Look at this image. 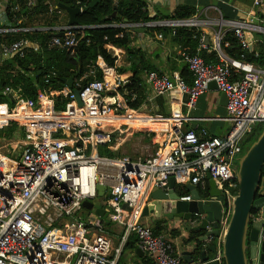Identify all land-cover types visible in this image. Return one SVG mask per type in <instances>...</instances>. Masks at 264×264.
<instances>
[{
	"label": "built area",
	"instance_id": "2783aa9c",
	"mask_svg": "<svg viewBox=\"0 0 264 264\" xmlns=\"http://www.w3.org/2000/svg\"><path fill=\"white\" fill-rule=\"evenodd\" d=\"M8 1L7 12L12 20L8 26H0V65L45 47L74 53L86 36L87 27L79 24L55 29L26 25L40 0ZM253 2L259 15L264 16V0ZM77 7L80 13L84 11L80 1ZM63 10L58 7L56 12L60 14ZM205 22L219 25L213 33L218 62H206L199 53L183 50L181 56L191 73V84L182 75L172 78L154 70L147 72L146 81L153 96L175 89L188 95L189 106H194L198 97L215 81L228 98L230 128L222 136L208 137L206 130L200 135L192 129H184L179 112L173 113V117L151 115L148 117L152 122L166 127L161 151L137 158L123 153L100 155L99 146L111 149L116 139L114 135L125 132L126 127H133L138 115H143L128 103L126 96L130 92L124 87L127 80L118 79L113 67L102 57L89 68L88 75L93 80L86 85L79 80L73 88L67 86L63 91L52 93L67 99L63 110L57 109L55 98L47 95L41 94L35 101L23 98L20 88L6 86L0 90V94L12 95L15 99L13 107L0 104V128L15 121L24 129L21 139L7 143L17 145L18 158L0 153V264H118L122 246H113L104 219L97 215L94 220H86L83 215V210L87 209L83 204L85 201L112 210L113 220L124 225L127 232L137 235L140 249L156 264H186L174 254L168 239L155 235L152 227L140 219L153 188L168 187L173 177L178 184L191 183L206 189L208 174L216 181L223 196L219 235L210 240L216 242L215 254L210 261L226 264L223 241L236 197L234 190L238 187L239 160L245 154L249 137L258 126H264V64L259 61L260 52L251 49L246 30L264 28L246 20L208 18L206 21L196 14L182 22L165 20L113 26L198 28ZM224 24L230 26L240 46V58L224 53L223 49L231 46L228 33L223 30ZM35 31L52 36L44 41L18 37ZM59 33L63 36L56 35ZM13 36L18 38L12 39ZM158 37L163 35L158 34ZM207 38L208 34L201 32L200 49L208 47ZM86 42L90 43V39L86 38ZM111 47L107 45L108 50ZM248 53L254 55L256 63L247 60ZM99 71L103 72V79L96 78ZM108 73H112L113 81L107 78ZM55 75L51 71L46 75V81ZM75 90L80 91L82 105L77 101ZM131 99L135 100L136 95L132 94ZM47 103L51 105L47 106ZM112 125L114 127L110 128ZM99 184L107 187L106 194L109 191L104 198L99 196ZM97 198H100L99 204H95ZM181 199L191 200V197ZM124 203L131 209L124 208ZM259 243H264V225L259 233Z\"/></svg>",
	"mask_w": 264,
	"mask_h": 264
},
{
	"label": "crops",
	"instance_id": "0c3cea01",
	"mask_svg": "<svg viewBox=\"0 0 264 264\" xmlns=\"http://www.w3.org/2000/svg\"><path fill=\"white\" fill-rule=\"evenodd\" d=\"M147 3V7L150 15H167L170 14L175 8L179 6H191L195 7L197 11L196 15L199 19L206 20L208 18L213 20L225 21H243L260 25L264 28V16L259 15V9L254 5L253 0H143ZM10 1L0 0V26H8L9 18L7 16V7ZM49 10L34 16L31 22H27V25H33L35 27H52V29L58 27H64L68 25L70 16L66 10L58 14L56 9L59 7L57 0H46ZM49 5L51 7H49ZM61 8V7H60ZM165 21V20H162ZM157 22V21H155ZM118 25V24H113ZM112 25V26H113ZM115 27V26H114ZM130 34V46L134 49H141L146 53V60L149 65L155 67L157 72L165 73L175 78L176 75H181L180 70L185 65V62L180 56V48L172 41V38H159L155 36L147 28H126ZM144 29V30H141ZM219 29V25L215 23L205 22L204 25L198 27L196 30L199 32H205L210 37L208 47L204 50L211 54L214 49V31ZM223 30L228 35L233 36L229 25L224 24ZM174 32V31H173ZM248 39L251 42V49L260 52V49L264 45V30H246ZM123 36V34H120ZM121 37V36H120ZM109 51L117 56L116 66L113 67L115 74L120 80H129L132 75L130 71L126 73H120L117 68L121 66L129 67L131 62L128 59L127 50L125 48L116 47L113 44ZM230 48V47H229ZM229 48L225 47L224 53L228 57H233ZM238 48L240 46L238 44ZM187 50V49H186ZM188 51V50H187ZM203 49L198 47L197 53H201ZM189 52V51H188ZM124 57V58H123ZM119 58V59H118ZM102 58H98V61ZM122 61V62H120ZM146 74L143 75L144 88L146 90L147 98L138 108L143 115H138L134 120V128L126 127L125 132L122 135H116V139L111 146V150L114 154L120 151L125 142L135 141L136 145H140L144 140L145 147L150 150L156 149L154 153L161 151L163 145L161 140L164 136L165 125L158 122H152L148 116L162 115L166 117H173V113L179 112V117L182 119L183 128L188 130L192 129L197 134L202 133V130H206L207 136H222L230 128V122L228 120L227 103L222 99V91L219 89L209 88L204 94L200 95L194 106L187 105L188 95H182L178 90H172L167 94L153 96L149 85L146 81ZM89 76L88 73L85 75ZM112 73H108V79H111ZM82 77L80 80H82ZM124 91V89H121ZM125 92V91H124ZM127 92H129L127 90ZM113 94V92H110ZM127 98V96H126ZM177 118V117H176ZM117 120V119H116ZM121 121H123L121 119ZM114 124V123H113ZM116 125V124H115ZM150 127H149V126ZM114 127L112 125L110 128ZM139 134V135H137ZM5 139V138H2ZM6 143V144H5ZM7 141L4 145H7ZM175 184V191L180 197H184L180 191L181 189ZM190 195V194H189ZM150 199L147 197L146 202ZM144 209V208H143ZM260 219L261 212L252 214V221L255 218ZM257 219V220H258ZM140 221L144 224L150 225L154 231L156 228H160L161 236H164L172 244L174 254L179 255L186 264L196 263L200 264L201 252L207 250V247L214 242L200 241V237L204 235L203 231L189 230L187 226L190 223L184 220L175 218L173 220L165 218H157L153 214L148 216H142ZM106 232L111 238L114 247L122 246V251L118 256V264H156L149 255L144 253L137 242V238L134 233L126 231L125 226L114 222L107 225ZM129 244L127 245V243ZM216 243V242H215ZM215 252L207 251L209 260L214 257Z\"/></svg>",
	"mask_w": 264,
	"mask_h": 264
},
{
	"label": "trees",
	"instance_id": "16d2710c",
	"mask_svg": "<svg viewBox=\"0 0 264 264\" xmlns=\"http://www.w3.org/2000/svg\"><path fill=\"white\" fill-rule=\"evenodd\" d=\"M57 1L58 3L69 6H77V2L80 1V4L84 6V11L77 17L79 25L87 27L84 31L86 34L84 40L79 44V46L76 47L74 53L66 49H47L45 47L42 51H29L24 57H15L11 60L3 62L0 65V90L6 86L20 88L23 98L35 101L39 100L41 94L50 96V98H55L56 108L59 110H63L65 108L67 99L62 95L56 96L52 95V93L63 91L67 87V83L64 81V79L75 77V84L82 77H84L81 82L83 85H86L88 82L93 80V77H85V75L89 72L91 65H96L99 57H102L110 67L116 66L117 56H114L108 50L107 44H113L116 47L125 48L127 50L128 59L130 60L131 64L129 67L121 66L117 68V70L120 73H126L127 71L132 73L124 87L130 92V94L127 95V100L130 107L138 109L147 98L146 90L144 88L143 75L145 74V71H156V69L155 67L149 65V62L146 60L145 51L141 49H134L129 45L131 39L130 34L126 32L128 29L124 27H114L112 25L124 23H150L162 20H184L192 18L197 11L195 7L179 6L175 8L170 14L163 16H152L149 13L147 3L143 0ZM45 2L46 0L39 1V5L36 8L35 13L30 16L28 22H31V19L34 16H37L38 14L48 10V5H46ZM114 13H116L115 16H113ZM7 16L9 20H12V16L8 12ZM146 28L155 36L158 34H162L163 38L170 36L172 41L179 46L180 56L182 51L186 49L191 54L197 53L200 44L201 32L197 31V28L195 27L152 26ZM120 34H123V36L120 37ZM24 36L32 40L38 38L44 41L45 39L50 38L52 34L35 31L34 33H26L25 35L21 34L18 37ZM227 36L231 44L230 48H228L230 52H232V56L234 58H240L242 51L238 48L237 40L233 36ZM18 37L13 36L11 38L16 39ZM86 38L90 39V43L86 42ZM200 55L206 62H218V55L216 51L208 54V51L203 49ZM247 60L255 61L254 55L252 53H248ZM259 61L264 64V52L262 53L260 51ZM51 71H54L56 75L52 76L50 81L47 82L46 75L50 74ZM180 73L187 80V82L191 84L192 77L186 64L180 70ZM96 78L103 79V72L99 71L96 75ZM132 94L136 95V99L133 101L131 99ZM0 104H8L10 107L14 106L9 98L3 94H0ZM46 105L50 106L51 103H47ZM1 109H3V107ZM1 115H4V113L2 112ZM17 135L21 137L24 135V129L19 126L18 122L11 121L8 126L0 128V139L5 138L12 140L16 138ZM253 135L249 137L248 144L257 140V138L252 139ZM115 137L116 135H114V138ZM1 146H4V142ZM99 147H102L99 149L100 155H104V153L110 156L117 155L104 146ZM262 172L264 176V167ZM177 186L181 189L180 193L183 196H188L190 194V191L186 188V184H177ZM238 190L239 187L234 190L236 195L238 194ZM256 212V210H253L252 214L255 215ZM114 222V220H106L107 224H112ZM154 234L159 235L160 228L154 229ZM134 235L137 238V235ZM128 244L129 242L127 245ZM214 244L216 243L214 242Z\"/></svg>",
	"mask_w": 264,
	"mask_h": 264
},
{
	"label": "water",
	"instance_id": "95a60500",
	"mask_svg": "<svg viewBox=\"0 0 264 264\" xmlns=\"http://www.w3.org/2000/svg\"><path fill=\"white\" fill-rule=\"evenodd\" d=\"M59 7L66 10L70 16L68 25H78L80 8L59 3ZM116 13L113 14L115 16ZM184 21V20H183ZM188 21V20H186ZM164 22V21H162ZM176 22H182L178 20ZM144 30V29H141ZM63 36V33L56 34ZM210 37L207 38V42ZM75 77L64 79L69 88H73ZM209 88L218 89L215 81L209 84ZM77 101L82 105L80 91L75 90ZM11 102H15L12 95H8ZM222 99L228 103V98L222 92ZM264 129L255 142L251 144L247 152L239 160L237 170L238 194L235 197L231 216L229 218L227 232L223 241V254L226 264H264V243H259V233L264 225ZM208 187L201 189L191 183H186L190 191L191 200H182L175 191V179L172 177L168 187H155L150 192L142 216L153 214L157 218L173 220L175 218L190 223L187 228L194 231L205 232L199 239L203 242H211L220 231V222L223 216V196L217 187L216 181L207 175ZM107 187L98 185L99 196L106 195ZM84 207L93 211L104 220L113 218L110 212L104 208L85 201ZM126 209H131L127 203ZM261 212L258 220L252 221V211ZM216 245L211 244L207 250L201 252L200 264H218L210 261L207 251L215 252ZM196 264V263H189Z\"/></svg>",
	"mask_w": 264,
	"mask_h": 264
},
{
	"label": "rangeland",
	"instance_id": "374dc122",
	"mask_svg": "<svg viewBox=\"0 0 264 264\" xmlns=\"http://www.w3.org/2000/svg\"><path fill=\"white\" fill-rule=\"evenodd\" d=\"M260 51L263 53L264 52L263 48H261ZM120 62H122V61H120ZM254 63H256V61H254ZM263 129H264V126H258L256 131H255V133H254V135H253V137H252V139L253 138H258L261 135V133L263 132ZM116 135L117 136L118 135H122V133H118L117 132ZM137 135H139V134H137ZM19 139H21V136H18V135L16 136V138H14L12 140L11 139H0V141H1L0 142V153L5 154V155H7V156H9L11 158H16L17 159L18 155H19V151H18L19 148L17 147V145H15V143L14 144H7V145H4V146H1V145L5 141H7V142L10 141V140L11 141H14V140L18 141ZM138 141L139 140H137V139H135V141H129L128 140L127 142H125V144H124V146L122 148V152L118 151V152H116V154L120 155L121 153H123V154H128V155H130V156H132L134 158H137V157H145V156L155 152V150H156L155 148L154 149L150 148V150H148L145 147L144 140H143V142L140 145H136L135 142H138ZM251 144L252 143L246 145L245 153L247 152V150L249 149ZM100 148H102V147H98V152H99ZM104 155H107V154L104 153ZM108 193H109V191H108ZM108 193L105 196H107ZM99 203H100V198H97V200H95V204H99ZM107 210L109 212L113 213V211L110 210L109 208H107ZM83 215L85 216L86 220H94V219L97 218V215L93 211L88 210V209H84L83 210ZM104 223H105V227L107 228V225H109V224L106 223V220H104Z\"/></svg>",
	"mask_w": 264,
	"mask_h": 264
},
{
	"label": "bare ground",
	"instance_id": "6f19581e",
	"mask_svg": "<svg viewBox=\"0 0 264 264\" xmlns=\"http://www.w3.org/2000/svg\"><path fill=\"white\" fill-rule=\"evenodd\" d=\"M102 63V62H101ZM110 81H113V77H111V79H109Z\"/></svg>",
	"mask_w": 264,
	"mask_h": 264
}]
</instances>
